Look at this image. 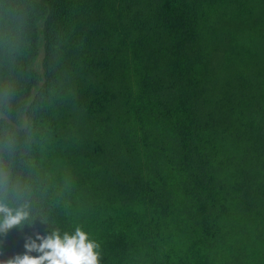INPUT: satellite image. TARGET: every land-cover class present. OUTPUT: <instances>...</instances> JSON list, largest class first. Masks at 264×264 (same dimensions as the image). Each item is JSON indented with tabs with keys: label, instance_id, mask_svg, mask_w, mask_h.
I'll use <instances>...</instances> for the list:
<instances>
[{
	"label": "trees",
	"instance_id": "1",
	"mask_svg": "<svg viewBox=\"0 0 264 264\" xmlns=\"http://www.w3.org/2000/svg\"><path fill=\"white\" fill-rule=\"evenodd\" d=\"M0 202L35 221L0 260L81 227L100 264H264V0H0Z\"/></svg>",
	"mask_w": 264,
	"mask_h": 264
},
{
	"label": "clouds",
	"instance_id": "2",
	"mask_svg": "<svg viewBox=\"0 0 264 264\" xmlns=\"http://www.w3.org/2000/svg\"><path fill=\"white\" fill-rule=\"evenodd\" d=\"M26 226L34 227L35 221L31 220L25 207L12 208L0 202V236L6 237L14 228L23 231ZM2 245L3 241H0V248ZM24 247V254L0 260V264H100L98 243L81 227H76L73 232L52 228L46 236L37 233L35 238H26Z\"/></svg>",
	"mask_w": 264,
	"mask_h": 264
}]
</instances>
